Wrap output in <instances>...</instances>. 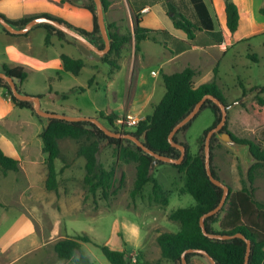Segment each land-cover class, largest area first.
I'll use <instances>...</instances> for the list:
<instances>
[{"label": "rangeland", "instance_id": "374dc122", "mask_svg": "<svg viewBox=\"0 0 264 264\" xmlns=\"http://www.w3.org/2000/svg\"><path fill=\"white\" fill-rule=\"evenodd\" d=\"M46 33L47 29L41 25L21 36H28L34 53L41 58H54L60 53L82 57L72 43L68 44L63 40L56 39L52 45L46 46L44 42ZM159 44L161 42L155 44L148 41L143 43V47L150 54L156 55L160 48ZM2 54L0 46V56ZM250 54H255L257 62L252 61ZM108 58L113 56L108 55ZM217 60L218 63H214L213 68L208 62L204 66L203 74L193 78L194 83L200 81L208 70L205 76L212 78L216 76L221 92L232 102L240 99L243 91L248 93L254 87L264 86V35L256 36L249 42L239 43L234 49H229L225 55L219 56ZM128 63L129 61L126 64L122 62L121 68L114 71L112 76H110L111 65L107 62H87L77 76L55 69L26 72L28 78L22 81L20 89L32 96L46 94L47 92L37 94L44 87L58 94L65 92L68 94L67 103L81 107L87 115L92 114L95 106L97 111L101 110L103 113L109 110L108 108L111 111L120 112L124 111L127 105H132L131 101L135 97V84L133 82L129 86L128 83ZM79 87L84 88V91H77ZM164 92L165 86L160 75L152 98L139 115H150ZM257 95L241 105H236L228 112L227 128L240 139L263 145L264 119L263 122L250 120V124H246L248 117L243 107L256 102ZM259 95L264 97V92ZM130 111L135 113L137 109L134 107ZM214 119V113L210 108L205 107L191 120L184 132V139L191 153L198 152L199 139L213 124ZM114 123H116V129L123 132L124 130L133 131L135 128L134 126L119 127L117 119ZM41 126L39 117L27 108L17 107L13 113L0 121V135L3 134L14 143L22 163L19 172L9 171L0 181V197L3 198V204L1 203L0 207V240L10 237L8 235L13 232L16 234L22 231L26 233V237L35 233L41 245L39 249L23 255L13 264L66 263L52 256L54 252L52 243L67 235L88 236L90 241L81 242L80 246L90 258L91 263L110 264L98 245L103 244L110 248L120 247L127 252L131 249L138 226L142 241L148 240L158 231L179 230L178 222L168 219L167 215L176 208L195 203L189 193L182 192L184 190L183 173H177L176 168L171 164L159 163L154 167L152 174L169 190L167 205L153 200L150 183L133 195L137 162L120 160L118 145L109 141L100 142L98 152V161L112 173L107 190L104 192L97 190L95 194H91L83 182L85 161L83 157L77 155V150L79 145L90 141L86 137L78 140L64 137L58 141L60 155L55 160L58 188L56 191L46 190L44 180L47 155L42 151V140L38 135ZM0 147L9 152L6 141L2 137H0ZM210 158V166L223 183L231 189L243 186V172L238 157L217 140L213 142ZM15 177H17L16 180ZM251 186L256 199L264 201V165L255 168ZM155 227L158 228L155 230ZM151 242L153 247L148 256L152 258L149 260H156V249L153 240ZM156 247L159 248L157 244ZM192 262L206 264L197 257L193 258Z\"/></svg>", "mask_w": 264, "mask_h": 264}, {"label": "trees", "instance_id": "16d2710c", "mask_svg": "<svg viewBox=\"0 0 264 264\" xmlns=\"http://www.w3.org/2000/svg\"><path fill=\"white\" fill-rule=\"evenodd\" d=\"M67 0H61L65 2ZM161 1L163 7L168 11L173 12L171 16L174 26L182 29L192 39L195 30L203 28H212L213 20L202 0H192L195 6L196 15L193 20L185 17L182 14L175 12L173 5L169 4L168 0ZM226 13V26L229 31L233 32L238 24V10L232 0H224ZM106 7L108 2L103 0ZM85 7L92 13V31L87 32L79 29L87 36H94L98 30V24L94 12L93 3H86ZM133 32H118L108 29V35L111 39V48L108 54L103 58L102 62H107L111 65V72L118 68L116 59L120 57L122 47L125 43L134 40V48L139 49L138 43L143 39H151L157 41L156 35L167 34L164 30H151L139 26L140 8H133ZM260 12L264 14V6L260 8ZM43 16L52 17L48 14ZM31 17H24L18 21H10L13 25H19L28 21ZM62 22V19L56 18ZM67 23V22H65ZM68 24V23H67ZM70 25V24H68ZM47 29L44 42L47 45L51 35H56L60 40L68 42L65 35L60 32H54L50 26H44ZM110 28V26L108 25ZM7 34H10L6 32ZM14 35V34H10ZM112 55L113 58H108ZM253 62H257L255 54L249 55ZM62 68L73 75H79L85 64V59L74 58L67 54L60 55ZM7 74L17 76L23 81L26 73L22 67L9 68L5 64ZM195 72L192 68L186 67L182 71L166 73L162 75V80L165 86V93L159 102L153 107L152 113L144 119L139 120L133 131H124L140 136L146 131V145L151 150L167 156L178 157L179 150L171 146L168 142V134L175 124H177L200 100L205 94H212L225 104H229L225 96L217 85L215 76L211 81L203 83L197 87L193 85V76ZM0 86L6 89L11 100L20 108L30 109L33 113L30 103L25 101H16L11 91L0 80ZM256 88V87H254ZM259 94L264 92V86H260ZM77 91H84V88H77ZM246 94L243 91V95ZM256 96V102L244 105V111L247 114L246 124H250V120L263 122L264 119V97ZM60 99H67V93L58 94ZM210 108L215 115L213 124L207 128L199 139V150L197 153H191L187 142L184 140L181 143L185 146V156L180 164H171L179 173L184 175L183 188L184 193H189L195 203L186 207L176 208L167 215L168 219L178 222L179 230L176 232L163 231L156 236V243L160 249V258L154 262L141 261L142 254H138L136 262H128L125 258V251L115 250L107 245H98L100 251L110 264H182L181 254L188 248L206 250L216 261L217 264H243L246 243L240 238H231L227 240L210 239L205 236L199 225L200 216L217 206L222 195V189L213 184L205 169L204 165V136L209 129L214 127L220 120V110L212 101L207 100L202 106ZM68 113H77L69 112ZM35 114V113H34ZM36 115V114H35ZM99 116L104 117L109 123L115 126V120L118 115L110 112L105 114L99 112ZM228 120V117H227ZM249 120V121H248ZM190 122L181 128L182 132L188 128ZM116 127V126H115ZM231 133L227 128V121L223 127ZM232 137L240 142H248L251 144L252 153L260 160L253 164L249 170V180L251 184L254 180V171L258 166L264 165V144L253 142L247 139H240L231 133ZM42 140V151L46 153L45 167L46 177L44 180L45 189L48 191H56L58 188V171L55 168V160L59 158L60 148L58 141L64 137H69L75 140L86 137L89 142L79 145L77 155L84 158V177L83 182L87 190L91 194H95L97 190L104 192L110 186L112 173L106 170L98 161V152L100 149L99 143L104 141L107 136L103 131L94 127L92 129L85 128L84 122H68L60 119H52L46 129H42L39 134ZM174 140L180 142L178 133L175 134ZM217 139L212 136L210 140V157L213 142ZM110 143L118 145V157L125 162L135 161L136 180L132 194L135 195L146 185L151 184V196L154 201L163 205H167L169 190L164 187L159 179L149 172V166L152 161V156L145 154L143 150L130 143L123 142L118 138H109ZM211 160V158H210ZM163 163V162H158ZM214 177L218 178L213 168L210 166ZM19 169V161L12 156L6 154L0 147V170L2 173L8 171H17ZM243 186L239 190H233L229 187V192L221 209L214 215L208 216L204 220L205 228L210 233L234 234L242 233L250 240V254L247 264H264V201H259L255 198L254 189L249 190L246 182L242 179ZM0 206H2L0 202ZM90 238L86 235L65 236L55 241L53 250L57 258L65 261V264H92L88 255L81 249L80 243L89 242ZM196 252H188L185 254V259L188 264H193L192 259L198 258Z\"/></svg>", "mask_w": 264, "mask_h": 264}, {"label": "crops", "instance_id": "0c3cea01", "mask_svg": "<svg viewBox=\"0 0 264 264\" xmlns=\"http://www.w3.org/2000/svg\"><path fill=\"white\" fill-rule=\"evenodd\" d=\"M202 1L212 17L213 27L209 29L203 28L201 30H195L193 38L190 39L188 38V35L185 31L174 26L171 18L173 12H170L165 7H163L161 1L107 0L108 4L105 7V19L107 27L108 25L110 26L108 29L116 30L122 33H132L134 28L132 17L133 7L136 10L140 8L139 26L151 30H164L167 31V34H157V41L155 42L151 39L141 40L138 43L139 49L137 51L134 48L133 39L123 45L120 57L116 59L118 68L114 69V71H117L121 68L122 62H125L126 64L129 61L127 64L128 83L129 86H131L134 82L135 97H133V101H131L132 105H127L124 111H111V109L108 108L109 110L104 111L105 114L113 112L114 114L118 115L117 119L122 118L126 114H130L139 119L146 117L148 115L141 116L139 114L142 110H144L147 103L152 98L153 91L157 83V78L160 75L162 77V75L166 73L182 71L186 67H190L194 70L195 74L193 78L196 75H202L204 66L208 62L211 63L213 68L215 66L214 63H218L217 58L221 55H225L229 49H234L239 43L249 42L256 36L264 35V14L260 12V8L264 6V0H232L236 5L239 14L237 28L233 32L229 31L226 26L224 0ZM167 2L173 5L175 12L182 14L191 20H193L194 16L197 14L192 0H168ZM144 8H146V10L141 11ZM43 14L60 18L75 28L83 29L87 32L92 31V13L85 7V5L79 6L73 4L69 0L65 2H61V0H0V15L10 21H18L24 17L32 18L35 16H41ZM21 35H10L0 30V46L3 51L2 56H0V65L5 64L9 68L22 67L25 73L42 72L52 69H55L56 71H65L62 68L60 59V55L62 53L54 58H41L39 55L34 53L32 43L28 36L23 37ZM56 39L58 41L60 40L56 35H51L49 43L45 45H52V42L54 40L56 41ZM148 41H152L155 44H157V42H161V44H159L160 48L157 50L156 55L155 53L154 55L150 54L145 50V47H143V43H148ZM66 43L70 44L71 42L68 41ZM69 56L73 57L72 55ZM87 62L96 63L97 61H88L85 59L84 66ZM114 71L111 72L110 76L113 75ZM206 73H208V70ZM205 74L202 76L200 81L196 83L193 81V85L195 87L212 79V77H207ZM27 78L28 75L26 73L25 79ZM39 92L40 93L37 94H42L43 92H52L53 94H56L58 97L57 103L63 106L69 112H78L86 116H97L99 115V112H102L101 110L97 111L98 109L95 106L92 109V114L87 115L81 107L67 103L68 98L64 100L60 99L58 93L52 89L49 90L44 87L42 91ZM225 98L228 102H232L227 96H225ZM17 107L18 106L7 94L6 89L0 86V121L3 120L7 115L13 113ZM134 107L137 109V111L132 113L130 109H133ZM42 129L43 127L41 126L38 135ZM0 137L5 139L9 152L4 151L3 147L1 148L6 154L19 161V169H21L22 163L20 161V154L17 152L14 143L7 139L3 134H1ZM19 169L13 172L17 173L19 172ZM176 171L179 173L177 169ZM7 173H2L0 170V181H2V177H6L5 175ZM16 179L17 177H15V180ZM241 188H236L233 190H239ZM2 200L3 198L0 197L1 203L3 202ZM156 228L158 227H155V230ZM159 233L160 231L155 233L152 237L148 236V240L142 241L140 239V228L139 226L136 227L131 249H129L127 252L125 251L126 260L131 263L132 261L130 258L135 255L136 259H138V254H142L140 259L141 261L147 260L154 262L158 260L161 254L160 249L156 247V236ZM8 236L10 237H4L2 241L0 240V264H13L23 255L30 254L41 247V245H39V238L35 233L32 235L29 234L26 237V233L18 231L16 234L13 232V234H9ZM152 240L156 249V260H149V258L151 259L152 257H149L150 255L148 256V254H150V249L153 247L151 244ZM54 243L55 241L52 243V249ZM112 249L123 251V249L120 247H114ZM53 255L55 258H57L55 252H52V256ZM40 264L49 263L41 262ZM167 264L171 263L168 262Z\"/></svg>", "mask_w": 264, "mask_h": 264}, {"label": "water", "instance_id": "95a60500", "mask_svg": "<svg viewBox=\"0 0 264 264\" xmlns=\"http://www.w3.org/2000/svg\"><path fill=\"white\" fill-rule=\"evenodd\" d=\"M69 1L79 6H84L89 2L93 3L94 12L98 24V30L94 34L95 37H97L96 40L90 39L78 28L68 25L67 23L62 22L56 18H50L43 15L32 17L28 21L19 25H13L9 23L6 18L0 15V30L4 33L8 32L10 34L21 35L26 34L27 32L41 25L50 26L54 32H62L65 35L66 39L74 44V46L80 52L84 59L88 61H102L111 48V39L108 35V27L105 19V6L103 0ZM99 43H101L103 46L100 47ZM0 80L7 85L16 101H25L30 103L32 110L41 120L43 129H46L48 127L52 119H60L68 122L81 121L85 123V128L87 129L97 127L107 136L105 142H107L109 138H118L123 142L129 141L130 143L140 147L145 154L152 156V161L149 166L150 173H152L154 167L158 164V162H163L166 164H180L182 162L185 156V146L181 142L185 139L184 132L181 131V128L191 122V120L201 110V106L207 100L212 101L215 105L218 106L220 110V120L214 127L209 129L204 136V165L210 181L222 189V195L217 206L200 216L199 225L203 234L210 239L227 240L236 237L244 240V242L246 243V250L243 264L248 263L250 254V240L248 238H246L242 233L239 232L234 234L210 233L205 228L204 220L206 217L216 214L221 209L229 192V186L223 183L219 178L214 177L211 172L210 140L212 136H214L222 146L227 148L231 153L238 157L246 186L249 190H251L252 186L251 181L249 180V170L253 164L260 162V160L252 153L250 143L235 140L230 132L223 130V127L226 124L228 112L236 105H241L247 100L251 99L253 96L257 95L260 91L259 87L250 90L240 99L235 100L229 104L223 103L212 94L203 95L200 100L196 102L193 108L177 124L174 125V127L168 134V142L171 144V146L179 150V156L172 157L157 153L148 148L146 145V131H144L140 136H136L130 132L117 130L114 125H112L104 117H101L99 115L86 116L78 112L68 113L63 106L57 103L58 97L52 92H48L41 96H32L22 92L20 89L22 84L21 78L7 74L6 69L3 67V65H0ZM176 133H178V139L180 142L174 140V136ZM188 252L198 253V258L203 260L206 264H217L213 257L206 250L195 248H188L182 252V264H188L185 259V254Z\"/></svg>", "mask_w": 264, "mask_h": 264}, {"label": "built area", "instance_id": "2783aa9c", "mask_svg": "<svg viewBox=\"0 0 264 264\" xmlns=\"http://www.w3.org/2000/svg\"><path fill=\"white\" fill-rule=\"evenodd\" d=\"M145 10H146V8L142 9L141 11H145ZM117 120L119 122V124H117V126H119V127H133V126L135 127L138 124L139 120H141V119L136 118L130 114H126L125 116H123L122 118H119ZM130 260L132 262H136L137 261L136 256L135 255L132 256L130 258Z\"/></svg>", "mask_w": 264, "mask_h": 264}, {"label": "flooded vegetation", "instance_id": "af4514ba", "mask_svg": "<svg viewBox=\"0 0 264 264\" xmlns=\"http://www.w3.org/2000/svg\"><path fill=\"white\" fill-rule=\"evenodd\" d=\"M90 39H92V40H96L97 39V37H95V36H88ZM99 45H100V47H102L103 45L101 44V43H99ZM124 130V129H123ZM124 131H127V130H124Z\"/></svg>", "mask_w": 264, "mask_h": 264}]
</instances>
